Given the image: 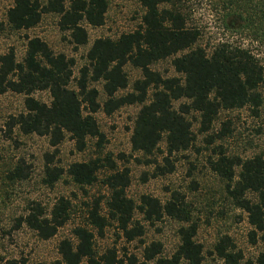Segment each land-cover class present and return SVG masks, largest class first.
Segmentation results:
<instances>
[{"label": "trees", "instance_id": "16d2710c", "mask_svg": "<svg viewBox=\"0 0 264 264\" xmlns=\"http://www.w3.org/2000/svg\"><path fill=\"white\" fill-rule=\"evenodd\" d=\"M181 1L140 0L144 11L138 28L116 38L94 39L73 87L74 59L53 52L40 37L27 40L21 61L16 59L12 48L0 55V95L8 90L25 95L24 110L9 117V131L17 126L23 134L47 136L53 147L68 134L76 149L83 150L88 138H96L99 142L104 138L94 116L96 111L101 108L111 114L123 105L139 104L130 137L132 150L152 156L161 151L159 143L164 140L167 154L172 155L194 145L196 136L187 117L191 112L198 114L200 130L205 132L212 127L221 109L249 105L255 113L260 109L264 111V67L248 49L239 46L223 42L210 52L194 46L200 33L196 27L186 25L185 14L177 5ZM107 7V0H14L7 9L6 20L13 29H30L44 14H56L60 28L68 31L74 45L81 46L88 41L82 22L101 26ZM166 58H171L178 76L164 77L151 68L156 61ZM128 63L139 68L142 76L134 80L131 91L118 95V91L129 84L124 70ZM91 82L103 83L106 99L102 104L98 100L99 91L90 85ZM36 90H47L51 101L45 103L34 98L32 94ZM181 99L183 102L175 108L173 102ZM222 129L228 130L225 122ZM53 155L45 154L44 181L48 185H53L64 174L79 186L92 185L104 167L99 158L73 162L67 168L53 166L50 163ZM163 159L170 163L168 156ZM106 161H110L114 169L109 157ZM210 166L225 180L227 193L235 205L246 212L254 241L256 234L264 230V154L243 159L220 150ZM26 169L25 162L19 160L10 176L25 178ZM128 172L127 168L116 169L106 176L104 183L109 195L105 212H102L100 198L95 199L87 211V224L91 229L76 226L73 230L75 240H60L57 247L60 258L48 264L121 263L114 248L98 256L93 230L102 235L113 221L126 239L133 240L143 234V226L134 220L136 210L148 221L160 220L166 215L187 223L178 230L180 244L170 258L160 256L161 244L152 242L143 249L145 261L201 264L203 246L194 238L197 227L190 223L191 212L185 196L175 191L161 202L143 194L137 203L126 193ZM70 206L68 199L60 197L46 212L40 203L32 202L18 221L34 230L41 239H48L69 219ZM214 251L222 264H242V253L226 235L215 244ZM255 262L264 264V250ZM130 263H135L134 257ZM6 264L17 263L10 260Z\"/></svg>", "mask_w": 264, "mask_h": 264}, {"label": "rangeland", "instance_id": "374dc122", "mask_svg": "<svg viewBox=\"0 0 264 264\" xmlns=\"http://www.w3.org/2000/svg\"><path fill=\"white\" fill-rule=\"evenodd\" d=\"M13 2L0 0V55L12 48L16 59L21 61L27 40L40 37L53 52L64 53L74 59L72 87L93 40L98 37L116 38L121 33L137 29L144 11L140 0H107L104 23L94 27L82 22L88 33V41L85 45L76 46L71 42L68 31L60 28L56 14H44L40 22L30 29H13L6 20L7 9ZM177 5L185 14L186 25L196 27L200 33L194 46H201L207 52L223 42L239 46L248 49L264 67V0H182ZM151 68L164 77L179 75L171 64V58L156 61ZM124 70L129 84L126 89L118 91V95L131 91L134 80L142 76L141 70L129 63ZM102 84L90 83L98 89L101 104L106 99ZM32 96L45 103L51 101L47 90H36ZM24 98V94L9 90L0 95V264L10 260L17 264H48L59 259L57 247L60 240H75L73 230L76 226L91 229L87 224L88 206L100 198L102 212H105L109 189L104 180L109 173L124 168L129 171L126 193L137 203L143 194L156 197L161 202H165L175 191L185 196L191 212L190 223L197 227L194 238L203 246L201 264H222L214 246L225 235L242 253V264L248 261L256 264L258 254L264 250V230L258 232L252 241V226L246 212L235 205L227 193L225 180L212 170L210 161L217 158L220 150L243 159L264 154L262 109L257 113L249 105L221 109L212 127L205 132L200 130L198 114L191 112L187 117L196 136L193 146L168 155L166 143L162 140L159 143L161 151L144 156L141 152L133 151L130 142L139 104L123 105L111 114L100 108L94 116L104 138L101 142L88 138L86 147L77 150L68 134L53 147L47 136L23 134L17 126L9 131V117L24 110ZM181 102L182 99L174 101V107L178 108ZM224 122L228 126L227 132L222 129ZM47 153L54 154L50 161L53 166L67 168L73 162L99 158L104 167L99 170L97 180L92 185L79 186L66 174L53 185H48L44 181ZM165 156H168L170 163L163 159ZM108 157L114 169L110 161H106ZM19 160H23L27 166L25 178L10 176ZM247 195L255 198L251 193ZM60 197L70 201V217L52 237L41 239L27 225L19 224L18 219L29 210L32 202L40 203L48 212ZM134 220L143 226V234L133 240L126 239L113 221L105 227L102 235L93 230L98 256L114 248L122 261L118 264H131L132 257L135 258L134 264H154V261L143 258L144 247L159 242V255L170 258L180 244L178 230L187 224L166 215L160 220L148 221L138 210L134 213Z\"/></svg>", "mask_w": 264, "mask_h": 264}]
</instances>
